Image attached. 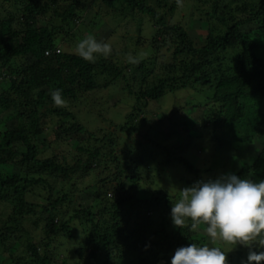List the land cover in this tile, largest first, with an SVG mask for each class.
Segmentation results:
<instances>
[{
	"label": "trees",
	"instance_id": "1",
	"mask_svg": "<svg viewBox=\"0 0 264 264\" xmlns=\"http://www.w3.org/2000/svg\"><path fill=\"white\" fill-rule=\"evenodd\" d=\"M230 1L234 5L194 1L197 8V2L208 7L207 17L215 21L198 43L185 27L170 22L180 0H92L119 16L138 14L152 23L154 57L133 63L139 75L135 90V79L110 60L114 52L94 62L73 52L56 53L64 27L82 21L86 0H0V112L6 116L0 123V264H69L70 256L58 252L66 241L77 245L68 251L73 264H170L178 248L211 242L203 226L193 232L191 221L173 225L174 204L167 193L140 187L142 160L125 159L131 150L116 153L117 133L137 131L134 123L145 120L151 102L200 87L207 105L215 107L211 122L229 127L227 135L235 140L234 124L247 107L256 108L260 119L254 131L238 141L243 146L261 136V148L252 163L230 174L264 181V0ZM164 47L172 52V63H158ZM98 76L122 80L134 97L126 123L112 132L89 131L52 99L56 90L66 104L106 88L109 83L101 86ZM51 115L57 122L43 139ZM226 140H220L221 148L235 142ZM62 143L76 155L57 154ZM48 150L53 154L43 157ZM181 162L188 172L199 173Z\"/></svg>",
	"mask_w": 264,
	"mask_h": 264
},
{
	"label": "rangeland",
	"instance_id": "2",
	"mask_svg": "<svg viewBox=\"0 0 264 264\" xmlns=\"http://www.w3.org/2000/svg\"><path fill=\"white\" fill-rule=\"evenodd\" d=\"M91 1L86 0L84 3L86 8L81 10L83 19L78 25L69 24L64 27L57 39L58 49L62 53H76L77 44L91 35L98 42L106 43L111 47V54L114 52L116 55L110 60L125 74V77L135 79L131 82L132 87L135 90L139 89L138 71L136 66L129 62V57L136 61L154 57L149 45L154 35L150 19L138 14L133 17L119 16L116 9L107 8L99 3L90 4ZM194 1L180 0L178 9L170 17V22L185 27L193 41L200 43L209 34L210 26L215 24V21H211L206 15L209 11L208 7L197 2L199 4L197 8ZM212 2L213 0H210L209 3ZM226 2L233 4L230 0ZM200 17L203 19L200 20ZM163 55L166 58L163 59ZM172 55V52L164 47L159 53L158 63H172L174 61ZM97 57L108 58L102 55ZM155 69H157L156 75L160 77L162 72L158 67ZM96 80L101 86L107 82L109 85L91 95L82 96L76 102L68 101L63 106L76 115L78 122L89 128V131L112 132L114 126H122L126 123L127 116L134 106V97L124 90L125 83L122 80L113 81L106 76H98ZM203 92L202 88L197 87L167 94L161 100L150 103L142 116L145 120L143 122L137 120V123H134L137 131L128 129L124 134L116 132L119 138L116 153L131 150L134 152L126 155L125 159L142 160L138 172L139 176L141 174L140 187L142 189L148 187L154 192L162 190L172 198V204L179 200L181 190L200 182L221 179L230 172L237 171L244 164L252 163L263 141L261 136H255L251 142L243 146L238 141L244 139L246 132L254 131L253 128L260 119L256 117V108L247 107L242 120L234 124L235 133H239V138L235 140L232 135H227L230 132L229 127L214 125L211 122L216 119L213 111L215 107L210 108L207 105ZM5 118V113L0 112V123ZM46 121L43 139L51 135L57 119L51 115ZM15 124L16 121L13 125ZM12 126L11 123H7L6 127ZM217 138L223 141L226 138L228 142L230 140L235 142L232 146L231 142L230 145L225 143L221 148L220 140ZM236 143L240 145L235 147ZM53 146L57 145L53 144ZM59 147L57 154L60 152V154L76 155L75 148L67 146L66 143L59 144ZM52 154V151L48 150L43 153V157ZM181 160L192 164L193 169L199 173L196 175L188 172V168ZM186 180H191L190 185L186 184ZM141 192L140 189L138 197L142 196ZM198 229L201 231L200 228ZM216 244L226 253L227 264H248L249 247L228 245L219 241L215 244L211 241L206 246L212 247ZM75 246L77 245L73 241H66L58 249L62 256H70L69 264L75 262L74 257L71 256L72 252H68L77 249ZM250 247L252 250H262L255 242Z\"/></svg>",
	"mask_w": 264,
	"mask_h": 264
},
{
	"label": "clouds",
	"instance_id": "3",
	"mask_svg": "<svg viewBox=\"0 0 264 264\" xmlns=\"http://www.w3.org/2000/svg\"><path fill=\"white\" fill-rule=\"evenodd\" d=\"M111 51L108 44L98 42L91 35L76 46V54L88 62H94L97 55L107 57ZM129 62L137 61L129 57ZM52 99L58 106L64 104L60 90L52 94ZM171 219L176 227L191 221L193 232L203 225L213 244L219 241L249 247L248 264H264V250L250 247L255 242L258 248L264 249V181L253 182L229 174L185 188L172 205ZM170 264H227V255L218 246L191 243L178 248Z\"/></svg>",
	"mask_w": 264,
	"mask_h": 264
},
{
	"label": "built area",
	"instance_id": "4",
	"mask_svg": "<svg viewBox=\"0 0 264 264\" xmlns=\"http://www.w3.org/2000/svg\"><path fill=\"white\" fill-rule=\"evenodd\" d=\"M57 52H59V51H57Z\"/></svg>",
	"mask_w": 264,
	"mask_h": 264
}]
</instances>
